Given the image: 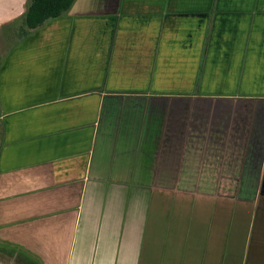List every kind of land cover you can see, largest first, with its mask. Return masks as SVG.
Wrapping results in <instances>:
<instances>
[{
	"label": "crops",
	"instance_id": "1",
	"mask_svg": "<svg viewBox=\"0 0 264 264\" xmlns=\"http://www.w3.org/2000/svg\"><path fill=\"white\" fill-rule=\"evenodd\" d=\"M0 264H264V0H75L0 48Z\"/></svg>",
	"mask_w": 264,
	"mask_h": 264
},
{
	"label": "trees",
	"instance_id": "2",
	"mask_svg": "<svg viewBox=\"0 0 264 264\" xmlns=\"http://www.w3.org/2000/svg\"><path fill=\"white\" fill-rule=\"evenodd\" d=\"M75 0H30L24 13V23L20 28L25 36L49 19H54L69 10Z\"/></svg>",
	"mask_w": 264,
	"mask_h": 264
},
{
	"label": "rangeland",
	"instance_id": "3",
	"mask_svg": "<svg viewBox=\"0 0 264 264\" xmlns=\"http://www.w3.org/2000/svg\"><path fill=\"white\" fill-rule=\"evenodd\" d=\"M20 35L22 36V32L20 31V29L18 28V33H15L14 37H10V40H5L3 37H1L0 39V48L1 49H5L7 47L12 46L17 39H19Z\"/></svg>",
	"mask_w": 264,
	"mask_h": 264
}]
</instances>
